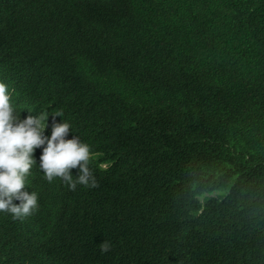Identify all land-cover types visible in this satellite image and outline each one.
I'll return each instance as SVG.
<instances>
[{"label": "trees", "instance_id": "trees-1", "mask_svg": "<svg viewBox=\"0 0 264 264\" xmlns=\"http://www.w3.org/2000/svg\"><path fill=\"white\" fill-rule=\"evenodd\" d=\"M0 80L98 180L31 171L0 264H264V0H0Z\"/></svg>", "mask_w": 264, "mask_h": 264}, {"label": "clouds", "instance_id": "clouds-1", "mask_svg": "<svg viewBox=\"0 0 264 264\" xmlns=\"http://www.w3.org/2000/svg\"><path fill=\"white\" fill-rule=\"evenodd\" d=\"M9 87L7 82L0 80V215L8 213L13 219L23 220L39 208V193L25 190L32 169L41 170L50 184L60 178L64 187L71 190L77 185L97 187L98 180L90 167L96 154L79 135L67 138L74 130L62 112H52L53 117L63 119L50 126L53 121H48V111H38L34 101L29 104L30 110L39 115L24 118V111L22 113L19 107L25 105L22 99L26 94L21 95L23 97L14 107ZM45 129L51 131L50 136L45 135ZM37 148H42L40 155ZM98 167L107 169L108 165L100 163ZM76 168L77 175L72 172ZM204 198L205 194L198 195L202 203ZM17 200L19 203H15ZM99 247L101 253H108L112 245L105 239Z\"/></svg>", "mask_w": 264, "mask_h": 264}, {"label": "water", "instance_id": "water-1", "mask_svg": "<svg viewBox=\"0 0 264 264\" xmlns=\"http://www.w3.org/2000/svg\"><path fill=\"white\" fill-rule=\"evenodd\" d=\"M9 89H10V92H11V103H12V105L14 106V107H17V105H18V103L20 102V100H21V98L23 97V96H21L22 94L20 93V92H15L14 91V88L11 86V88L9 87ZM22 101L24 102V104L25 105H21L20 107H19V109L22 111V113H23V111H24V118H27V116H29V115H39V112L37 113V112H34V111H31L30 110V106H29V104H28V99L26 98V97H24L23 99H22ZM28 108H29V111H28ZM53 121V122H51V124H50V126H52L53 125V123H55V122H60V121H62V119H59V121H58V119H56V117H53L52 115H50L49 117H48V121ZM72 132V131H71ZM71 132H69V134H68V137L71 135ZM45 135L46 136H50L51 135V131L50 130H47V129H45ZM38 150H40V151H38ZM36 151H37V153L40 155L41 153H42V148H37L36 149ZM35 169H32L31 171H34ZM35 172V171H34ZM72 172H73V174H74V171L72 170ZM78 174V172H75V175H77ZM44 177V174H43V172L41 171V170H39V172L37 171V172H35V174H33V177L36 179V180H40L41 178H43ZM57 179H59V178H56L55 180H57ZM60 181H62L61 179H59ZM63 182V181H62ZM48 183H50V182H48ZM64 183V182H63ZM80 186H84V185H80ZM67 189L68 190H71L68 186H67Z\"/></svg>", "mask_w": 264, "mask_h": 264}, {"label": "bare ground", "instance_id": "bare-ground-1", "mask_svg": "<svg viewBox=\"0 0 264 264\" xmlns=\"http://www.w3.org/2000/svg\"><path fill=\"white\" fill-rule=\"evenodd\" d=\"M128 29V28H127ZM148 33V32H147ZM78 186V185H77ZM5 215V214H4ZM4 223H6V222H8V221H3ZM23 228H26V227H24L23 226ZM22 233L26 236V237H28V239L30 238L29 236H28V231H22ZM37 241V240H36ZM33 243H36L35 241L33 242ZM46 264H51V262L50 261H46Z\"/></svg>", "mask_w": 264, "mask_h": 264}]
</instances>
